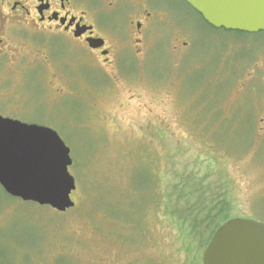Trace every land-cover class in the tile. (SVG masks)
I'll return each instance as SVG.
<instances>
[{"label":"rangeland","instance_id":"rangeland-1","mask_svg":"<svg viewBox=\"0 0 264 264\" xmlns=\"http://www.w3.org/2000/svg\"><path fill=\"white\" fill-rule=\"evenodd\" d=\"M153 3L162 19L137 56L66 67L50 81L61 98L28 76L25 115L69 148L74 207L0 186V264H202L227 219L264 225V32L214 28L184 0Z\"/></svg>","mask_w":264,"mask_h":264},{"label":"flooded vegetation","instance_id":"flooded-vegetation-1","mask_svg":"<svg viewBox=\"0 0 264 264\" xmlns=\"http://www.w3.org/2000/svg\"><path fill=\"white\" fill-rule=\"evenodd\" d=\"M159 12L153 0H0V116L50 128L25 115L28 76L38 71L36 85L45 98L49 92L68 96L50 86L52 76L65 80L71 73L66 67H91L92 59L110 67L127 52L137 56L162 19ZM108 17L121 30L102 25L100 18Z\"/></svg>","mask_w":264,"mask_h":264},{"label":"water","instance_id":"water-1","mask_svg":"<svg viewBox=\"0 0 264 264\" xmlns=\"http://www.w3.org/2000/svg\"><path fill=\"white\" fill-rule=\"evenodd\" d=\"M214 28L264 32V0H184ZM70 150L51 128L0 116V186L24 203L65 212L74 207ZM202 264H264V225L233 218L219 226Z\"/></svg>","mask_w":264,"mask_h":264},{"label":"trees","instance_id":"trees-1","mask_svg":"<svg viewBox=\"0 0 264 264\" xmlns=\"http://www.w3.org/2000/svg\"><path fill=\"white\" fill-rule=\"evenodd\" d=\"M202 18V17H201ZM165 205L167 206V204L164 202L163 206H164V209H165ZM228 220V219H227Z\"/></svg>","mask_w":264,"mask_h":264}]
</instances>
